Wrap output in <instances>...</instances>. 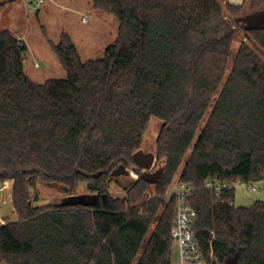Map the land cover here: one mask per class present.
I'll return each mask as SVG.
<instances>
[{
  "label": "trees",
  "instance_id": "trees-1",
  "mask_svg": "<svg viewBox=\"0 0 264 264\" xmlns=\"http://www.w3.org/2000/svg\"><path fill=\"white\" fill-rule=\"evenodd\" d=\"M223 1L94 0L120 22L114 45L84 63L62 35L51 46L67 78L45 84L25 74V42L0 32V181L13 184L18 218L0 227V264H172L176 203L166 195L180 171L209 263L264 264V202L240 208L235 188L206 189L264 185V25L234 53L248 0ZM249 9L264 13V0ZM152 119L162 124L155 185L133 162ZM120 166L139 178L114 198ZM41 184L68 196L86 184L97 197L86 196L88 207L34 206Z\"/></svg>",
  "mask_w": 264,
  "mask_h": 264
},
{
  "label": "rangeland",
  "instance_id": "rangeland-1",
  "mask_svg": "<svg viewBox=\"0 0 264 264\" xmlns=\"http://www.w3.org/2000/svg\"><path fill=\"white\" fill-rule=\"evenodd\" d=\"M93 1L44 0V3L37 8L38 10L33 9L34 11L31 12L27 0H0V32L10 31L27 45L28 52L24 60V69L25 74L34 83L45 84L47 81L67 78V73L62 68L51 46V43L58 44L62 35L71 38L84 63L103 59L107 49L114 45L120 22L110 13L95 9ZM227 3H229V0H224L222 5L225 7ZM250 3L251 0L246 3L245 17L251 16ZM33 4L36 5L35 2ZM84 18H88V23H83ZM236 26L237 37L233 49L234 53H237L241 42L249 41L246 35L247 32L241 26L237 24ZM257 52L260 53L259 50ZM225 82L226 79L222 87ZM215 99H217V96ZM203 124H205V121ZM161 127L160 122L152 119L143 144V150L146 153L155 154L156 140ZM200 133L201 129L188 151V156H190ZM157 170H160V168L155 165L152 171ZM129 171L130 176L115 178L110 184L109 194L112 197L125 196V189L139 178L132 169H129ZM140 172L142 175L143 172ZM180 175L181 171L170 187V192L179 191ZM251 186L253 188L247 184L239 183L236 185L235 205L237 207L250 208L259 201L264 202L263 183L254 182ZM92 188V186L82 184L79 187L78 195L95 199L97 194ZM38 195L39 201L34 203V206H61L70 197L62 188L43 184L39 185ZM17 221L18 218L12 200V185L9 182L2 183L0 181V227L7 222L16 223ZM153 226L155 227V225ZM232 258H235V256ZM172 264H179V256L176 250L172 252Z\"/></svg>",
  "mask_w": 264,
  "mask_h": 264
},
{
  "label": "built area",
  "instance_id": "built-area-1",
  "mask_svg": "<svg viewBox=\"0 0 264 264\" xmlns=\"http://www.w3.org/2000/svg\"><path fill=\"white\" fill-rule=\"evenodd\" d=\"M35 2L36 5L33 3ZM44 3V0H27L30 11L38 10ZM83 23H88V18L83 19ZM179 191L168 192L167 202L174 201L175 206V224L171 230L172 252L177 251L179 264H210L204 252L202 244L197 236L198 215L196 210L190 204V198L194 193V188L185 183H178ZM237 184L228 183H206V189L216 193L224 190H232ZM251 188L250 183H247Z\"/></svg>",
  "mask_w": 264,
  "mask_h": 264
},
{
  "label": "water",
  "instance_id": "water-1",
  "mask_svg": "<svg viewBox=\"0 0 264 264\" xmlns=\"http://www.w3.org/2000/svg\"><path fill=\"white\" fill-rule=\"evenodd\" d=\"M229 4L234 7H239L244 4V0H229ZM236 24L238 26H241L244 31L249 32L264 25V13L254 14L241 20H237ZM133 162L140 170L143 171L140 179L144 180L145 182L151 185H155L164 173L163 169L157 170L156 172H152L156 162V156L153 153H146L144 150H141L133 156ZM130 175L131 173L128 169H126L124 166H120L112 173L111 176L113 178H119L128 177ZM92 190H94V187L92 188ZM63 205L67 207H88L91 205V202L84 195H76L67 198ZM238 262L239 256L237 255L235 258L227 260L225 264H238Z\"/></svg>",
  "mask_w": 264,
  "mask_h": 264
},
{
  "label": "crops",
  "instance_id": "crops-1",
  "mask_svg": "<svg viewBox=\"0 0 264 264\" xmlns=\"http://www.w3.org/2000/svg\"><path fill=\"white\" fill-rule=\"evenodd\" d=\"M11 185H12V187H13V184H12V182H9Z\"/></svg>",
  "mask_w": 264,
  "mask_h": 264
},
{
  "label": "flooded vegetation",
  "instance_id": "flooded-vegetation-1",
  "mask_svg": "<svg viewBox=\"0 0 264 264\" xmlns=\"http://www.w3.org/2000/svg\"><path fill=\"white\" fill-rule=\"evenodd\" d=\"M155 165H156V162H155ZM143 172V171H142ZM153 172V171H152ZM156 172V171H155Z\"/></svg>",
  "mask_w": 264,
  "mask_h": 264
},
{
  "label": "bare ground",
  "instance_id": "bare-ground-1",
  "mask_svg": "<svg viewBox=\"0 0 264 264\" xmlns=\"http://www.w3.org/2000/svg\"><path fill=\"white\" fill-rule=\"evenodd\" d=\"M233 1H235V0H233Z\"/></svg>",
  "mask_w": 264,
  "mask_h": 264
}]
</instances>
